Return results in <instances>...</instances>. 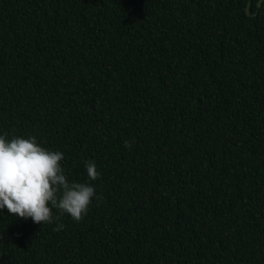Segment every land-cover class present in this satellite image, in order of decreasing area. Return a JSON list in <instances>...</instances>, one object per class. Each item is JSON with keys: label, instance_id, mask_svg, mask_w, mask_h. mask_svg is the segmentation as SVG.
<instances>
[{"label": "trees", "instance_id": "1", "mask_svg": "<svg viewBox=\"0 0 264 264\" xmlns=\"http://www.w3.org/2000/svg\"><path fill=\"white\" fill-rule=\"evenodd\" d=\"M249 1L0 0V135L62 152L70 182L94 161L101 197L80 222L0 211V264H264Z\"/></svg>", "mask_w": 264, "mask_h": 264}, {"label": "clouds", "instance_id": "2", "mask_svg": "<svg viewBox=\"0 0 264 264\" xmlns=\"http://www.w3.org/2000/svg\"><path fill=\"white\" fill-rule=\"evenodd\" d=\"M125 147H131L125 142ZM64 154L40 146L35 137L8 139L0 135V211L34 224H52L67 214L80 222L93 198L100 173L94 161H85L88 182H70L61 162ZM56 210L58 215H54ZM63 224L53 229L60 231Z\"/></svg>", "mask_w": 264, "mask_h": 264}, {"label": "water", "instance_id": "3", "mask_svg": "<svg viewBox=\"0 0 264 264\" xmlns=\"http://www.w3.org/2000/svg\"><path fill=\"white\" fill-rule=\"evenodd\" d=\"M263 1H264V0H260V1H259V3H258V7H260V6L262 5V2H263ZM250 6H251V0L249 1L248 6H247V8H246V12H247L248 15H250Z\"/></svg>", "mask_w": 264, "mask_h": 264}]
</instances>
